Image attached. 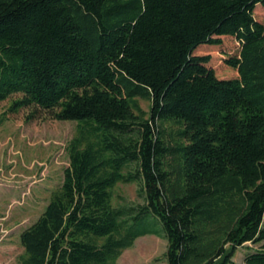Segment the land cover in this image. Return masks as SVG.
Instances as JSON below:
<instances>
[{
  "label": "trees",
  "instance_id": "1",
  "mask_svg": "<svg viewBox=\"0 0 264 264\" xmlns=\"http://www.w3.org/2000/svg\"><path fill=\"white\" fill-rule=\"evenodd\" d=\"M264 0H0V102L77 121L18 264H116L151 229L166 264H264ZM236 38L219 78L201 45ZM136 97L150 100L147 116ZM177 124L174 145L165 128ZM1 124V120H0ZM173 156V164L168 157ZM137 180L143 202L112 204ZM141 227H147L146 230Z\"/></svg>",
  "mask_w": 264,
  "mask_h": 264
},
{
  "label": "rangeland",
  "instance_id": "2",
  "mask_svg": "<svg viewBox=\"0 0 264 264\" xmlns=\"http://www.w3.org/2000/svg\"><path fill=\"white\" fill-rule=\"evenodd\" d=\"M254 17L264 25V9L257 5ZM217 46L201 45L200 54H208V67L219 78L236 77L237 72L224 60L238 53L240 43L222 36ZM13 94L0 102V264H18L23 253L19 235L32 224L47 205L51 193L63 180L69 165L68 146L76 135L77 121H58L45 112L20 107L11 110ZM138 107L147 116L150 100L136 97ZM167 144L174 145L179 127L173 122L163 125ZM173 164V156L168 157ZM143 202L137 180L118 182L113 188L112 204L128 207ZM264 225V218H263ZM146 230L147 227H141ZM122 251L116 264H166V240L151 229ZM252 244L238 247L231 264H243Z\"/></svg>",
  "mask_w": 264,
  "mask_h": 264
}]
</instances>
